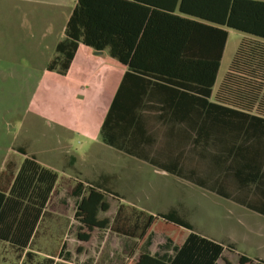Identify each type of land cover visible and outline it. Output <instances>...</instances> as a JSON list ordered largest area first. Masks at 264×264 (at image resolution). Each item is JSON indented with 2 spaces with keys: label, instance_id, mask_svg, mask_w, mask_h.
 <instances>
[{
  "label": "trees",
  "instance_id": "16d2710c",
  "mask_svg": "<svg viewBox=\"0 0 264 264\" xmlns=\"http://www.w3.org/2000/svg\"><path fill=\"white\" fill-rule=\"evenodd\" d=\"M129 1L77 0L66 23V37L58 42L57 55L47 69L66 75L82 44L97 53L109 50L128 70L102 122L104 143L264 215V207L247 201L252 189L255 192L264 187V0H159L156 3L164 8L175 1L181 13L201 21L172 16L156 25L136 22L133 31L124 18ZM173 18L178 23H173ZM152 26H156L154 36ZM229 28L247 36L241 39L215 92ZM157 90L172 97L166 107L176 117L165 118L163 113L153 118L152 112H145L153 109L147 100ZM152 120L166 126L168 139V146L155 154L151 153L157 141ZM191 144L190 151L198 160L207 161L205 167L190 166L186 161ZM19 150L25 158L13 183L7 190L0 189V238L12 234L22 240L19 249L24 251L37 231L59 172L42 165L25 148ZM110 191L101 182L85 184L79 180L76 184L74 217L80 223L79 240L88 241L94 229L112 226L111 219L100 218V213L110 208L106 198ZM120 208L115 220L120 217ZM142 215L140 211L132 226L122 229L119 225L116 231L143 238L161 217L189 230V234L180 244L168 238L161 245L163 251L156 253L148 249L150 234L147 249L128 264H217L225 250L237 251L231 243L225 245L197 232L177 209ZM238 254L237 264H264V260ZM32 255L26 252V256ZM47 262L66 264L52 258ZM224 262L232 264L226 258Z\"/></svg>",
  "mask_w": 264,
  "mask_h": 264
},
{
  "label": "rangeland",
  "instance_id": "374dc122",
  "mask_svg": "<svg viewBox=\"0 0 264 264\" xmlns=\"http://www.w3.org/2000/svg\"><path fill=\"white\" fill-rule=\"evenodd\" d=\"M76 1L0 0V189L7 190L12 182L22 157L19 148L35 154L41 164L61 173L66 171L77 179L70 183L62 178L58 186L65 188L66 208L71 212L76 209L71 190L79 180L85 184L101 182L109 188L112 193L106 198L110 208L101 212L100 218L111 219L112 226L94 229L88 241L67 243L64 250L71 247L75 251L72 257L76 264H111L109 251L124 245L130 262L147 249L150 234L148 249L156 253L163 251L161 245L168 238L180 244L187 233L184 228L158 217L143 238L123 236L115 227L119 207L128 209L133 218L140 211L144 212V218L149 213L177 209L197 232L225 245L233 241L238 252L264 256L263 217L233 199L220 197L104 143L102 122L121 77V65L116 59L81 45L66 75L47 69L57 55L58 42L66 37V23ZM228 31L218 84L241 39L247 36L232 28ZM152 121L157 141L151 153L155 154L168 146V139L166 126L158 120ZM192 146H187L186 161L190 166L205 167L207 161L198 160L190 151ZM44 224L43 219L31 245L35 251L43 249L39 240ZM79 226L75 223L70 227L69 238H77ZM54 253L57 255L58 251ZM236 254L235 250H225L217 264H225L224 258L236 263ZM33 255L22 259L16 252L17 257L14 259L13 255L11 262L49 263L44 255Z\"/></svg>",
  "mask_w": 264,
  "mask_h": 264
},
{
  "label": "crops",
  "instance_id": "0c3cea01",
  "mask_svg": "<svg viewBox=\"0 0 264 264\" xmlns=\"http://www.w3.org/2000/svg\"><path fill=\"white\" fill-rule=\"evenodd\" d=\"M156 1H159V0H139L138 2L133 1V0L129 1L130 4H128L126 6V10H125L126 15L124 18L129 23V26H130L129 30L130 31H133L132 26L134 25V23L136 25V22H142V21L143 22H151V24L156 25L155 22H159V21H161V19H165L168 17L171 18L172 16H175V17L181 16V17H184L183 19L188 18L190 21L191 20L201 21V19L194 17L193 15L181 13L177 7L178 5L176 6L174 4L175 1L171 4H169V6L167 8H164L161 5L157 4ZM169 1H171V0H169ZM175 21H177V23H178V20H176V18H173V23H175ZM222 27H223V29L226 28L225 26H222ZM142 30H143V28L140 30V33L142 32ZM155 30H156V26H152L150 31H152L153 36H154V33L156 32ZM226 45L227 44H225V46H224L222 61L224 58ZM131 52L134 53L135 51L132 50ZM138 52L143 53L142 49H140V51H138ZM98 54H100V55L105 54V55H108V57L110 56L109 50H107V49L101 53H98ZM206 55H207V57H209L208 53ZM222 61H221V65H222ZM120 65H121V77H120L119 84H120L121 80L123 79L124 74L128 70L127 66H125L123 64H120ZM220 69H221V66H220ZM219 72H220V70H219ZM218 76H219V73H218ZM119 84H118V86H119ZM219 84H218V78H217V83L214 87L215 92L217 91ZM128 85L130 88V83ZM118 86H117V88H118ZM156 87H158V89H160L159 86H156ZM117 88H116V90H117ZM116 90H115V92H116ZM132 90H133V84H132ZM115 92H114V94H115ZM176 100H178V99L176 98L173 100L174 104L176 103ZM147 103H151L154 105L152 110L145 109V112H152V114L150 116L153 118H160V116L162 117L163 113H164L163 117H165V118L176 117V115L171 114L172 109L168 108L170 106V104L172 103V97L162 93L160 90H157V92L154 91L152 99L147 100ZM166 106H168V107H166ZM147 108H151V107H147ZM160 108H164V109L161 110ZM19 152H20V154H22L20 150H19ZM24 158H25V155L22 154V157H21L19 165H18V169L15 172V175L17 174ZM46 167L58 171L57 169H55L52 166H46ZM15 175L12 179L11 184L13 183ZM62 178L64 179L65 182L68 181L70 183H74L77 180L75 177H72L71 175H69V173H67L66 171H64L62 173L59 172L58 181L55 185L53 192L51 193L50 198L48 199V201L46 203L45 209L43 211V216H41L39 223H38V226L36 227L37 231L32 236L29 243H27V247L24 251L19 249L23 246L22 240L21 239L17 240V238H13L12 234L9 235V237H5L6 239L0 238V264H12L11 258L13 255H14V257H13L14 259H15V257H17L16 252L20 253L21 258L23 259L26 256V252H28V251L33 252V254L37 253L38 255L39 254L44 255V258H52L55 262L59 261V262H64V263H68V264H76L74 257H72V254H75V251L71 247L68 248L67 250L66 249L64 250V248L66 247L67 243L70 240L76 241L78 243L81 242V240H79V239L77 240V238L75 236L69 238V235H68V231H69L70 227L73 224L79 223V222L74 217L76 209L73 212H71L66 208L65 188L62 186H61V188H58ZM11 184H10V186H11ZM73 190H74V188L71 190L72 195H73ZM56 197H58V199L56 202H54V199ZM121 197L123 199L126 198L125 195H121ZM247 201H249L253 205H256V206L263 208L264 207V187H262V189L255 191V192L252 189L250 191V194H249ZM234 202L245 207L246 209H248L250 211L255 212L260 217L264 218L263 214L255 211L253 209L247 208L243 203H241L237 200H234ZM127 211H128V209H124L123 207L120 208V213H121L120 217L117 220H115L116 228L119 227V225H120V227L122 229H126V228L132 226V224L135 222L136 218H133V216H131V214H128ZM139 213L140 212H138L137 214L139 215ZM149 214H154V213H149ZM43 219H44L45 224H44V228H43L42 234L40 236V240H39V244L43 247V249H42V251H35V250L31 249V245L33 244V241L36 237V233L38 232L39 226L41 225V222ZM79 225H80V223H79ZM185 230H187V229H185ZM188 234H189V230H187V233L184 236V239L182 240V242L185 240V238L187 237ZM122 235L125 236V234H122ZM76 236H77V234H76ZM209 238H212V237H209ZM212 239H214V238H212ZM215 240H217V239H215ZM217 241H219V240H217ZM219 242L223 243V241H219ZM231 243L234 244V246H236L235 242L231 241ZM78 246H79V244H78ZM77 250H79V247ZM56 251H58L57 255H55V253H54ZM118 251H120V255H121V258H119V260L117 259V255L119 253ZM109 253H110L109 260L111 261V264H114L115 262H116L115 264H128L129 263L127 261L128 258L126 257L127 248L125 245L122 247L115 246L114 248H112L109 251ZM236 253L237 254L234 255V258H237V260H239L238 251H236ZM243 253L252 259L264 260L263 255L252 256V255H249L248 253H245V252H243ZM33 256L34 255L27 256V257L30 258ZM124 257H126L125 260L123 259ZM64 258H69V259L66 260ZM230 261L232 262V264L238 263V261L236 263H234L232 261V259ZM117 262H119V263H117Z\"/></svg>",
  "mask_w": 264,
  "mask_h": 264
}]
</instances>
